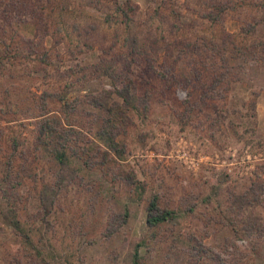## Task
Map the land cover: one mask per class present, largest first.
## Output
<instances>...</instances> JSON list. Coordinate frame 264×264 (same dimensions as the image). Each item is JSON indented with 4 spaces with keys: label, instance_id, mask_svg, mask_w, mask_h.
Segmentation results:
<instances>
[{
    "label": "rangeland",
    "instance_id": "1",
    "mask_svg": "<svg viewBox=\"0 0 264 264\" xmlns=\"http://www.w3.org/2000/svg\"><path fill=\"white\" fill-rule=\"evenodd\" d=\"M262 47L264 0H0V264H264Z\"/></svg>",
    "mask_w": 264,
    "mask_h": 264
},
{
    "label": "trees",
    "instance_id": "2",
    "mask_svg": "<svg viewBox=\"0 0 264 264\" xmlns=\"http://www.w3.org/2000/svg\"><path fill=\"white\" fill-rule=\"evenodd\" d=\"M259 45L252 43L250 49L252 53H255L256 48L262 51ZM262 46V45H260ZM264 48V47H262ZM127 88V89H125ZM128 86H124V90L122 91H116V94L118 97L123 98V103L125 106H130V107H135V99L137 98V93L136 91H131L128 89ZM125 94V95H123ZM126 96V97H124ZM84 97H78L77 103L75 104L72 101H66L65 106H64V113L66 116V119H68L70 111L71 110H76L77 105L81 103L82 100H84ZM102 97H96V101L94 98L89 99V103L93 107H98V108H103L105 109L108 104H102ZM76 112V111H75ZM126 116V115H125ZM124 110L122 113H120V125H125L124 121ZM119 116H114L113 118L105 119L103 120V124H105V127L107 128H101L98 131L97 138L99 141L103 142L104 145L109 150H114L115 145L117 144L118 140V130L116 129V126H118V119ZM124 122V123H123ZM42 127H40V136L39 139L44 137L48 140L49 145L51 146V151L54 154L55 159L58 161L59 164L62 166L68 168L69 163H70V157L68 154V149H69V144L71 143V131L65 127L62 119H60L58 116L54 115L49 118H45L42 122ZM72 125L69 126L71 128ZM44 136V137H43ZM169 215L168 210H161L158 209L157 203L155 200H152L149 208H148V216H147V223L149 226H156L159 223L165 221ZM125 216H128V211L126 210ZM133 263L134 264H141V255L140 251L137 248L134 256H133Z\"/></svg>",
    "mask_w": 264,
    "mask_h": 264
}]
</instances>
